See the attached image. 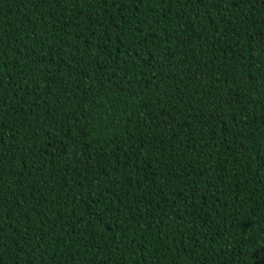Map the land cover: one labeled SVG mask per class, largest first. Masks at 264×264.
I'll return each instance as SVG.
<instances>
[{
    "label": "trees",
    "instance_id": "obj_1",
    "mask_svg": "<svg viewBox=\"0 0 264 264\" xmlns=\"http://www.w3.org/2000/svg\"><path fill=\"white\" fill-rule=\"evenodd\" d=\"M0 264H264V0H0Z\"/></svg>",
    "mask_w": 264,
    "mask_h": 264
}]
</instances>
